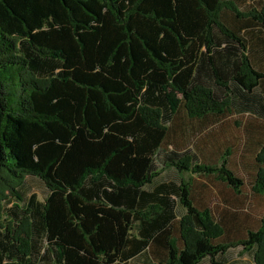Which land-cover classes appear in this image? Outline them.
<instances>
[{
    "label": "trees",
    "instance_id": "1",
    "mask_svg": "<svg viewBox=\"0 0 264 264\" xmlns=\"http://www.w3.org/2000/svg\"><path fill=\"white\" fill-rule=\"evenodd\" d=\"M249 197L264 0H0V264H264Z\"/></svg>",
    "mask_w": 264,
    "mask_h": 264
},
{
    "label": "rangeland",
    "instance_id": "2",
    "mask_svg": "<svg viewBox=\"0 0 264 264\" xmlns=\"http://www.w3.org/2000/svg\"><path fill=\"white\" fill-rule=\"evenodd\" d=\"M223 130L226 136H233L237 140L239 139L238 137H241V140L243 139L242 129H236V128L224 126ZM251 164H252L251 154H247L246 157L242 160L239 158V154H237L231 162V166L245 179V181L247 182V186H249L250 174L252 173ZM166 174L172 175L171 171H167ZM197 183L199 185H201L202 183L207 184L209 188H211L213 191L222 190V188L220 187L210 185L208 180L203 178H197ZM23 191L25 197H29L31 194H36L40 200H43L47 194V189L44 186V184L40 180L34 178L27 179L26 183L24 184ZM245 192L249 196L250 194L249 189H246ZM249 200H250V204L243 208V213L252 214L256 218L260 217L264 213V202H262V200L260 199H255L251 197H249ZM232 207L233 206L231 204H228L221 206L220 210H222V208H232ZM232 209L234 210L235 208ZM235 210H242V209L238 208ZM250 224L253 225V223ZM227 263L254 264L252 258L249 255L240 256V251L238 249L231 250L227 253Z\"/></svg>",
    "mask_w": 264,
    "mask_h": 264
},
{
    "label": "crops",
    "instance_id": "3",
    "mask_svg": "<svg viewBox=\"0 0 264 264\" xmlns=\"http://www.w3.org/2000/svg\"><path fill=\"white\" fill-rule=\"evenodd\" d=\"M232 195V194H231ZM233 199H235L237 202H238V200L237 199H239V202H242V198H238V197H233ZM241 253V252H240ZM240 256H241V254H240Z\"/></svg>",
    "mask_w": 264,
    "mask_h": 264
}]
</instances>
